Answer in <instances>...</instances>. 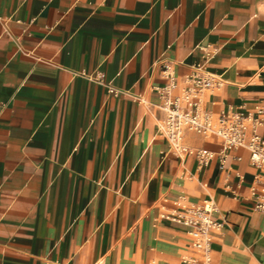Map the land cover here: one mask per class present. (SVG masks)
<instances>
[{
  "label": "crops",
  "instance_id": "0c3cea01",
  "mask_svg": "<svg viewBox=\"0 0 264 264\" xmlns=\"http://www.w3.org/2000/svg\"><path fill=\"white\" fill-rule=\"evenodd\" d=\"M166 66L264 139V0H0V264H207L170 215L205 201L209 264H264L263 171L215 134L172 147Z\"/></svg>",
  "mask_w": 264,
  "mask_h": 264
},
{
  "label": "built area",
  "instance_id": "2783aa9c",
  "mask_svg": "<svg viewBox=\"0 0 264 264\" xmlns=\"http://www.w3.org/2000/svg\"><path fill=\"white\" fill-rule=\"evenodd\" d=\"M168 84L163 88L165 98V119L161 122L160 131L177 151H185L182 139L187 130L205 135L215 134L221 138L224 149L242 148L250 152L253 166L263 171L264 177V139L259 134L261 121L258 118L240 114L215 117L204 109L203 94L217 86L214 76L205 67L198 66L185 79V86L178 94L176 77L165 68ZM112 90V89H111ZM201 164H206L213 157L208 150L198 152ZM258 177V176H257ZM256 209L264 213V192L258 196ZM215 207L209 203H192L174 210L170 215L174 221L183 223L190 228L192 247L210 257L211 231L219 226L213 219Z\"/></svg>",
  "mask_w": 264,
  "mask_h": 264
},
{
  "label": "bare ground",
  "instance_id": "6f19581e",
  "mask_svg": "<svg viewBox=\"0 0 264 264\" xmlns=\"http://www.w3.org/2000/svg\"><path fill=\"white\" fill-rule=\"evenodd\" d=\"M216 140V139H215ZM190 147V146H189ZM182 206V205H181ZM170 224V223H169ZM179 227V226H178ZM175 228V227H174ZM227 230V229H226ZM221 232V231H220ZM177 236V235H176ZM189 244V243H188ZM155 263V262H154Z\"/></svg>",
  "mask_w": 264,
  "mask_h": 264
}]
</instances>
